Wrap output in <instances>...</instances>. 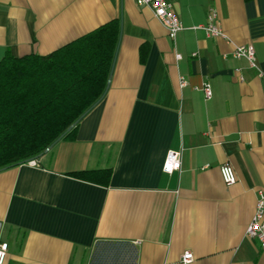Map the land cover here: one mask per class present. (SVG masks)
Instances as JSON below:
<instances>
[{
	"label": "crops",
	"instance_id": "obj_1",
	"mask_svg": "<svg viewBox=\"0 0 264 264\" xmlns=\"http://www.w3.org/2000/svg\"><path fill=\"white\" fill-rule=\"evenodd\" d=\"M166 1L183 26L174 40L135 0H0V60L120 22L109 84L74 135L0 171L4 264H90L103 240L131 242L136 264H180L186 251L188 264H264L245 235L264 191V0ZM210 10L223 36L200 27ZM247 44L256 67L232 55ZM170 150L181 166L166 173ZM83 170L109 174H71Z\"/></svg>",
	"mask_w": 264,
	"mask_h": 264
},
{
	"label": "trees",
	"instance_id": "obj_2",
	"mask_svg": "<svg viewBox=\"0 0 264 264\" xmlns=\"http://www.w3.org/2000/svg\"><path fill=\"white\" fill-rule=\"evenodd\" d=\"M119 36L120 22L113 19L48 54L2 57L0 171L37 159L74 135L105 93ZM71 174L106 182L109 171ZM90 264H136V249L127 241H99Z\"/></svg>",
	"mask_w": 264,
	"mask_h": 264
},
{
	"label": "built area",
	"instance_id": "obj_3",
	"mask_svg": "<svg viewBox=\"0 0 264 264\" xmlns=\"http://www.w3.org/2000/svg\"><path fill=\"white\" fill-rule=\"evenodd\" d=\"M138 6H146L152 10L154 17L165 27L167 35L170 39L174 40L177 33L183 29V26L173 10L170 3L166 0H135ZM208 36L219 37L223 36V32L215 21V12L210 10L207 14V21L204 25L200 26ZM194 55V54H193ZM232 55L235 58H244L248 61L250 67H256L255 53L252 44L235 46ZM177 59L181 55L175 54ZM185 81L180 78V85H184ZM205 98L211 96L210 87L205 84L203 86ZM28 163L35 165V160ZM181 166L180 151L170 150L167 152L162 169L166 173H172L179 170ZM219 171L223 182L226 185H232L236 181L235 172L233 167L228 163H223L219 166ZM245 235L248 238L256 239L260 247L264 248V191L258 193L254 214L251 221L246 227ZM8 252L7 242L0 241V264H4ZM193 254L190 251L184 252L180 257V264H188L193 261Z\"/></svg>",
	"mask_w": 264,
	"mask_h": 264
},
{
	"label": "water",
	"instance_id": "obj_4",
	"mask_svg": "<svg viewBox=\"0 0 264 264\" xmlns=\"http://www.w3.org/2000/svg\"><path fill=\"white\" fill-rule=\"evenodd\" d=\"M108 84H109V82H107V85H108ZM69 129H70V128H68V130H69ZM49 148H50V147H49ZM49 148H48V149H49ZM48 149H46V151H47ZM46 151H45V152H46ZM32 160H35V159L28 160L27 162L32 161Z\"/></svg>",
	"mask_w": 264,
	"mask_h": 264
}]
</instances>
